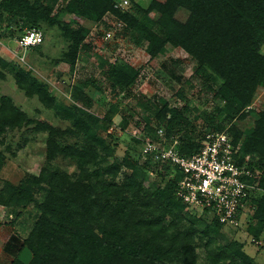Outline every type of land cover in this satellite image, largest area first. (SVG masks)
I'll return each instance as SVG.
<instances>
[{"label":"trees","instance_id":"16d2710c","mask_svg":"<svg viewBox=\"0 0 264 264\" xmlns=\"http://www.w3.org/2000/svg\"><path fill=\"white\" fill-rule=\"evenodd\" d=\"M101 4L98 6L97 18L109 14L113 16L110 21L123 22L127 32L139 24L131 13L114 8L111 0H105ZM180 7L189 12L184 22L174 17L176 9ZM151 9L159 13L156 20L146 15L147 10ZM143 13L146 15V22H150L143 38L148 40L146 45L148 53L152 57L156 56L166 45H171L182 48L192 58L195 63V74H199L198 78H202L205 88L213 92L216 102L213 110L202 111L201 117L205 118L210 131H222L225 122L217 121V115L241 111L250 102L256 88L264 85V55L258 51L259 45L264 42V0L152 1ZM12 15L29 16L27 21L30 22L38 19L47 20L51 24L54 20L49 17V9L42 10L41 6L30 4L27 0H0V24L2 19H12ZM13 22L15 21L0 27L1 39L6 34L4 30ZM57 25L62 29V34L68 42L64 54L73 67L79 50L84 47L82 43L87 30L82 26L71 28L68 23ZM42 27L36 25L27 28L38 29L43 34L42 42L31 48L38 47L44 42L45 32ZM126 66L121 61L109 65L107 75L111 80L112 89L122 85L128 86L136 78V73L130 75L127 73ZM218 79L221 80L220 83ZM15 81L18 88L27 96H36L47 108L56 109L61 119H71L72 127L55 128L45 121L30 118L10 98L2 96L0 136L6 131L34 123L36 130L47 132L46 160L52 161L58 154L70 156V159L76 160L79 173L70 179L44 168L38 177L32 176L30 180L23 181L17 187L6 188L3 193L7 194V198L3 197L4 201L0 202L11 205L15 200L19 205H26L33 201V186H38L44 181L49 185L44 200L37 206L41 214L24 243H20L17 236L13 235L4 245L5 249L11 253L16 251L20 253L25 250L24 248H31L35 258L40 254L42 261L39 264H167L172 259L181 264H193L195 235L210 237L216 229L224 225L211 219L206 213L193 215L175 196L177 182L182 175L177 166L155 160L149 154L144 155L140 149L137 158L142 171L163 169L171 175L168 185L151 186L148 190L132 177L121 186L103 183L96 189L99 192L94 194L90 181L93 173L86 165L92 160L93 153L84 147L62 148L57 141V138L63 135L81 134L91 139L94 145L103 147L101 140L94 130L92 131L98 120L87 113L93 104L92 99L81 88L75 87L73 98L75 102L69 105L58 103L41 81L29 77L22 70L16 73ZM82 83L84 86L95 84L92 79H85ZM178 94L182 96V92ZM157 100L161 105L155 104L153 99L150 100L143 95L138 99V103L153 114V117H144L145 126L152 132L151 139L161 142L162 145H169L176 140L175 147L179 154L187 156L196 153L202 145L205 133L202 134L200 142L197 139L199 135L195 125L186 114L199 113L198 107L194 105L190 108L189 101H185V105L179 109L168 108L163 98ZM130 118V115L124 112L122 129L127 126ZM150 120L155 121L154 128L149 126ZM135 125H139V121H135ZM159 128L164 131V139L157 133ZM107 134L111 135V131ZM135 141L142 147L143 137ZM232 141L235 144L237 142L233 134ZM246 143V149L243 148L245 152L248 149L264 153V110L255 121ZM126 163L131 166L128 161ZM111 168L112 172L109 171ZM101 171L114 176L117 169L108 166ZM260 186L264 188V178L260 180ZM251 199L255 206L253 216L257 218L258 227L248 224L247 229L253 232L254 239L259 240L262 234L264 235V194L262 192L258 198L253 194ZM73 205L81 207L86 218L89 215L105 218V222L110 223V232L102 229L104 235L101 237L86 226L85 230L78 231L79 233L70 231L68 235L60 234L58 229L63 231L66 228V225L61 224H70V220H73L74 214H71ZM157 209H166L173 216L170 226L155 220L153 211ZM145 210L149 211V219L144 223L136 221V216ZM181 223L187 225L179 228ZM129 231L133 232L130 239L125 236ZM118 233L119 236L116 238ZM144 233L149 234L147 238L140 237ZM240 247L235 241L230 243L235 260L239 259L235 262L251 264L250 258L239 249ZM213 254L220 258L221 253L213 252L207 255L213 261L212 264H219ZM116 259L121 262H117Z\"/></svg>","mask_w":264,"mask_h":264},{"label":"rangeland","instance_id":"374dc122","mask_svg":"<svg viewBox=\"0 0 264 264\" xmlns=\"http://www.w3.org/2000/svg\"><path fill=\"white\" fill-rule=\"evenodd\" d=\"M27 1L41 6L42 10L49 9V17L54 20L51 24L47 20L38 19L30 22L27 21L29 16L24 15H12V19H2L1 28L7 23L15 22L9 24V28L4 30L6 34L2 39L0 38V97L10 98L30 118L45 121L55 128L66 129L72 127V120L61 119L56 109L47 108L36 96H27L18 88L15 75L22 70L29 77L37 78L58 103L65 105L75 102L73 99L75 87L81 88L93 101L87 113L98 120L92 131L94 130L101 140L103 147L94 145L91 139L81 134L63 135L58 137L57 141L62 148L84 147L93 153L92 160L86 165L93 173L90 181L93 184L94 194L99 192L96 189L103 183L121 186L132 177L148 190L151 186L168 185L171 175L163 169L156 171L153 168L144 172L139 166L137 157L140 149L142 152V147L135 140H140L141 137L149 140L152 138V132L145 126L144 117H153V114L143 108L138 103V99L143 95L150 100L153 99L155 104L161 105L157 98H163L168 108L179 109L185 105V101H189L190 108L196 105L199 113L195 111L196 113L186 115L195 125L199 135L197 139L200 142L203 138L202 134L210 131L201 113L212 111L216 102L213 92L205 88L202 78H198L199 74H195L194 61L182 48L166 45L153 57L146 50L148 40L143 38L147 31L146 27L150 24L146 22V15L156 20L159 13L154 9L147 10L146 15L143 12L149 8L152 1L164 2V0H127L125 8L121 11L131 13L139 23L128 32L123 22H111L113 16L109 14L97 18L98 6L105 0ZM111 1L115 3L124 0ZM188 15L189 12L180 7L176 9L174 17L184 22ZM57 23H68L71 28L82 26L87 30L82 43L84 47L81 45L83 48L79 50L73 67L64 54L68 42ZM36 25L43 26L44 42L35 48L20 47L17 37L27 28ZM258 51L264 55V42L259 45ZM119 61L127 65L126 70L129 75L136 73V78L128 86L122 85L112 89L107 69L110 64ZM85 79H92L95 84L84 86L82 81ZM218 82L220 83L221 80L218 79ZM179 92H182V96H179ZM263 110L264 85H259L250 102L241 111L223 112L217 115V121L225 122L223 130L232 133L237 139L238 156L241 161L249 165L253 182L259 187L255 190L257 198L262 192L264 194V188L260 186V180L264 178V153L248 149L245 152L243 148L246 149L247 138ZM124 112L131 118L127 126L122 129ZM135 121H139V125H135ZM149 126L154 128L155 121L152 120ZM108 131H111V135L107 134ZM46 136L47 132L36 130L34 123L6 131L0 136V201L7 198V194L3 193L6 188L17 187L23 181L30 180L32 176L38 177L44 168L70 179L79 173L76 160L70 159V156L58 154L52 161L46 160ZM108 166L117 169L114 176L102 173L101 169ZM109 171L112 172V168ZM48 187L46 181L33 186V201L26 205H19L15 200L11 205L0 202V264H39L42 261L40 254L38 258L33 256L31 248H24L25 250L20 253L17 251L11 253L4 245L13 235L17 236L20 243H24L41 214L37 206L44 200ZM251 205L252 199L249 198L246 213L241 217L237 227L224 225L216 229L210 237L195 235L193 244L195 256L192 263L212 264L213 261L207 255L220 252V258L213 254L219 264H238L235 261L239 259L235 260L230 249V243L235 241L241 246L239 249L248 255L251 264H264V235L262 234L259 240L254 239L253 232L247 229L248 224L258 227ZM188 209L193 215L203 214L196 211V208ZM145 211L136 216V221L144 223L149 219V211ZM11 212L13 214H10ZM71 214H74V217L70 220V224H61L66 225L63 231L58 229L62 235H68L70 231L79 233L85 230L86 226L101 237L104 235L102 229L110 232V223L105 222V218L90 215L86 218L78 205L71 206ZM153 214L155 220L165 226H170L173 221V216L166 209H157ZM75 221H79L78 224ZM185 225L187 224L181 223L179 228ZM132 234L133 232L129 231L125 236L130 239ZM148 235L144 233L140 237L147 238ZM118 236L119 233L116 238ZM116 261L121 262L117 259ZM167 264L181 263L172 259Z\"/></svg>","mask_w":264,"mask_h":264},{"label":"built area","instance_id":"2783aa9c","mask_svg":"<svg viewBox=\"0 0 264 264\" xmlns=\"http://www.w3.org/2000/svg\"><path fill=\"white\" fill-rule=\"evenodd\" d=\"M125 4L127 0L117 1L113 7L122 10ZM42 40V32L35 28L26 29L17 37V43L24 49ZM157 133L164 139L162 128ZM176 144V140L162 145L159 141L143 138L142 153L177 166L182 175L175 196L187 210L196 208L223 225L237 227L248 208L247 201L259 187L253 182L249 165L240 160L232 135L225 130L209 131L199 150L187 156L179 154ZM251 207L254 209L253 204Z\"/></svg>","mask_w":264,"mask_h":264}]
</instances>
